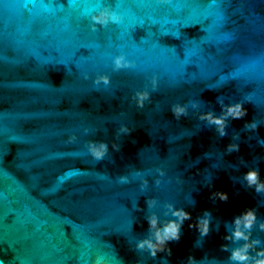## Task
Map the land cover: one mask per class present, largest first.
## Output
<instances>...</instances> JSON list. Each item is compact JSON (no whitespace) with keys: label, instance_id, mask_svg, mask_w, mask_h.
Instances as JSON below:
<instances>
[{"label":"water","instance_id":"1","mask_svg":"<svg viewBox=\"0 0 264 264\" xmlns=\"http://www.w3.org/2000/svg\"><path fill=\"white\" fill-rule=\"evenodd\" d=\"M104 7L123 21L93 31L90 14ZM121 52L136 67L115 71ZM97 74L109 75L107 87L94 85ZM146 85L151 101L140 109L132 96ZM249 94L247 115L224 137L198 119ZM189 101L199 107L176 120L171 106ZM246 120L258 129L243 132ZM121 125L134 131L116 139ZM89 140L109 143L102 161L88 154ZM230 142L239 153H225ZM250 167L264 179V0H0V264H186L189 255L231 264L220 245L236 246L222 239L233 218L255 207L264 220V193L243 180ZM122 174L130 183H119ZM215 190L228 201L210 200ZM169 202L193 220L211 212V231L201 237L185 221L172 255L152 258L134 245L148 234L144 218L165 219ZM253 237L264 241V232Z\"/></svg>","mask_w":264,"mask_h":264},{"label":"clouds","instance_id":"2","mask_svg":"<svg viewBox=\"0 0 264 264\" xmlns=\"http://www.w3.org/2000/svg\"><path fill=\"white\" fill-rule=\"evenodd\" d=\"M91 27L95 31L97 26L106 27L111 24H120L123 21L122 15L112 9L111 7H104L94 13L90 14ZM47 35V33H45ZM113 69L119 71L121 69H128L136 67L135 61L129 60L124 52L113 57L112 60ZM85 79H88V75L85 73ZM94 85L98 88L101 84L107 87L110 83V77L107 74H97L94 80ZM150 87L152 91L157 90L158 78L153 75L150 78ZM148 85L143 90H137L132 100L135 105L142 109L146 102L151 101V93L148 90ZM251 94L244 97L243 100L236 101L234 103L224 104L223 101H219L222 105L221 112L217 115L214 111L201 112L198 115L200 121L206 122L208 125L214 127L216 133L220 137L227 135V127L230 121L242 120L247 115V109L245 104L251 103ZM199 101H189L187 103H175L171 106V113L176 120H180L182 117L188 116L189 105L196 109L199 107ZM259 124L256 120L245 121L243 126V132L250 133L256 131ZM85 133L89 131L88 128L84 129ZM134 131L127 125H121L115 133L116 139L121 136H129ZM241 133H235L232 137L233 141L240 139ZM77 137L75 134L69 135L65 143H75ZM85 148L88 154L96 161H102L109 152V143L106 141L89 140L85 143ZM113 151H119L120 145L115 140L111 143ZM240 144L238 142H230L227 144L225 153L231 155L233 153H239ZM241 164L245 163L242 156L238 157ZM159 177H163L166 172L163 168L158 167L156 169ZM136 177L141 176V171L136 169L133 172ZM243 180L245 186L249 189H254L256 193H264V179L261 178V174L258 168L250 167L243 174ZM118 181L121 184L130 183V176L128 174H122L118 177ZM178 184H183L181 177H176ZM161 180L157 178L155 184L159 186ZM149 181L146 178L141 180L140 188L142 191H146ZM205 187L209 189L213 188L211 181L205 183ZM209 199L212 201L227 202L229 199L226 191L215 190L210 191ZM149 209L156 207L158 201L154 197H149L145 201ZM143 209L137 205V211ZM257 208L249 207L243 209L238 215L233 218L231 232H226L222 237L224 241L232 242L235 247L229 250V244L223 243L220 245L221 251L229 252L228 260L231 264H264V241L258 237H253V229H257L259 232H264V220H259L257 215ZM203 214L199 215L193 220L192 214L184 208H177L172 203H166L164 205L163 216L161 217L156 212H151L144 218L148 225V234L141 239H138L134 245V248L139 251L147 252L152 258H156L158 253L165 252L168 256L172 255V249L169 244L172 242H179L181 239V229L184 226L185 221H193L189 223L190 229H195L201 237H206L211 231V212L203 210ZM171 217V218H168ZM136 223H141L138 221ZM242 242V243H241ZM186 264H200L195 256L189 255L186 260Z\"/></svg>","mask_w":264,"mask_h":264}]
</instances>
